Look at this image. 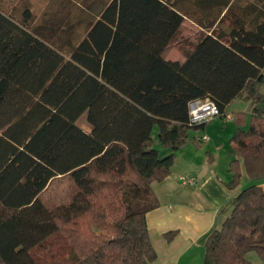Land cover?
<instances>
[{
  "label": "trees",
  "instance_id": "16d2710c",
  "mask_svg": "<svg viewBox=\"0 0 264 264\" xmlns=\"http://www.w3.org/2000/svg\"><path fill=\"white\" fill-rule=\"evenodd\" d=\"M235 4L106 0L78 42L66 35L61 46L33 26L30 7L21 19L0 7V264H39L32 250L53 236L61 264H151L153 182L170 174L190 129L208 122L190 121V101L213 99L225 116L239 96L252 112L247 127L245 111L233 114L229 186L242 165L252 182L209 234L205 262L255 264L250 251L264 260V18L248 5L226 32L192 36L183 60L164 54L189 6L215 8L210 27ZM85 112L90 131L77 122ZM59 175L74 191L51 206L42 192Z\"/></svg>",
  "mask_w": 264,
  "mask_h": 264
},
{
  "label": "crops",
  "instance_id": "0c3cea01",
  "mask_svg": "<svg viewBox=\"0 0 264 264\" xmlns=\"http://www.w3.org/2000/svg\"><path fill=\"white\" fill-rule=\"evenodd\" d=\"M225 12L226 10H223L221 15ZM212 18V14L201 11L195 13L189 6L185 12L183 26L174 39L173 45L164 52L166 57L183 60L185 50L190 48L189 43L192 36L200 38L204 34H211L214 30L216 33L226 32L229 24L235 19L229 16L220 23V19H217L209 27ZM237 100H245L248 110L236 107ZM230 106L232 114L245 111L247 113L246 123H249L252 112L250 100L239 96L229 103L228 107ZM83 115H86L87 125L79 123ZM77 122L85 130H91L86 112L78 118ZM206 124L197 130L204 129ZM236 125L237 130L238 124ZM245 127H247L246 124ZM152 134L154 144L161 154L162 149L156 143L160 141L157 126L154 127ZM204 134L194 136L198 141L194 139L187 141L177 151L176 162L170 174L163 180L153 182L159 206L147 213V224L158 257L151 264H214L205 262L208 236L213 229L222 224L230 213L235 197L252 182L242 165L243 176L240 183L235 187L229 186L233 178V173L230 171L231 139L230 147L224 148L226 153H222L215 142L205 144L206 140L202 138ZM220 159L227 160L225 170L220 167L218 162ZM182 175H193L197 177V182L188 183L181 178ZM259 185L264 189V178L259 180ZM166 233H171L170 237L169 234L167 237ZM250 252L247 257L252 262L264 264V260L257 253Z\"/></svg>",
  "mask_w": 264,
  "mask_h": 264
},
{
  "label": "rangeland",
  "instance_id": "374dc122",
  "mask_svg": "<svg viewBox=\"0 0 264 264\" xmlns=\"http://www.w3.org/2000/svg\"><path fill=\"white\" fill-rule=\"evenodd\" d=\"M106 0H0V7L7 12L12 13L17 18L21 19L23 10L30 7L34 12V19L32 24L34 27L41 28L42 34L50 41H55L58 46L63 45L64 37L68 35L74 43L84 35L90 20L95 17V10L101 8L102 3ZM256 1L257 5L253 2ZM252 4V5H251ZM239 5V6H237ZM250 6V14L255 15L260 13L264 18V0H236V4L229 10L227 17H233L234 14L241 15ZM245 9V10H244ZM195 13L198 11L206 12L209 15L213 14L215 8H192ZM253 11V12H252ZM65 26L70 28L69 33H65ZM65 44V43H64ZM65 44V49H68ZM261 92L264 94V82L260 86ZM234 106V104H233ZM236 107L245 108L248 106L245 100H237ZM264 107V104L262 105ZM232 107H228L227 112L231 111ZM81 125H87L86 115H83L79 120ZM248 126V122L246 123ZM236 121L233 118H225L219 115L216 118L209 120L204 129L191 128L190 137L188 141H193V137L203 133L208 134L210 139L206 143L215 142V145L224 152V148L230 147V139L236 131ZM157 145L161 147V156L167 155L170 150L164 148L160 141H156ZM226 153V152H224ZM204 156V154H203ZM219 156V155H218ZM220 167L225 170L227 160L220 159ZM74 191V182L69 175L56 176L48 187L42 192V199L51 206H54L62 201L70 198ZM117 213V211H115ZM111 211V216L114 215ZM116 215V214H115ZM60 240L57 236H53L44 242L43 245L35 247L32 250L39 264H61L63 261ZM257 253L256 251H251ZM250 252V253H251ZM248 254V253H247ZM255 255V254H254Z\"/></svg>",
  "mask_w": 264,
  "mask_h": 264
},
{
  "label": "built area",
  "instance_id": "2783aa9c",
  "mask_svg": "<svg viewBox=\"0 0 264 264\" xmlns=\"http://www.w3.org/2000/svg\"><path fill=\"white\" fill-rule=\"evenodd\" d=\"M189 114H190V121L192 123H199L204 121H209L217 116L221 115L220 108L216 101L213 99H201L196 98L190 101L189 103ZM225 118H233V114L228 112L225 114ZM203 140L209 139L208 134H204L202 136ZM181 178L188 183H196L197 177L193 175H182Z\"/></svg>",
  "mask_w": 264,
  "mask_h": 264
}]
</instances>
